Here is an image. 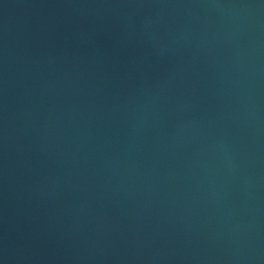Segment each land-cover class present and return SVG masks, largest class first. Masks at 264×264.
Returning a JSON list of instances; mask_svg holds the SVG:
<instances>
[{
	"label": "water",
	"instance_id": "95a60500",
	"mask_svg": "<svg viewBox=\"0 0 264 264\" xmlns=\"http://www.w3.org/2000/svg\"><path fill=\"white\" fill-rule=\"evenodd\" d=\"M0 264H264V0H0Z\"/></svg>",
	"mask_w": 264,
	"mask_h": 264
}]
</instances>
